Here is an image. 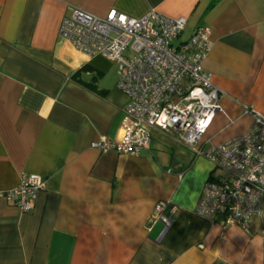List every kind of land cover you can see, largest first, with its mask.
<instances>
[{
    "label": "crops",
    "instance_id": "1",
    "mask_svg": "<svg viewBox=\"0 0 264 264\" xmlns=\"http://www.w3.org/2000/svg\"><path fill=\"white\" fill-rule=\"evenodd\" d=\"M72 8L183 17L180 40L210 29L204 67L222 110L202 152L249 129L245 107L264 114V0H0V193L26 173L46 179L27 212L0 195V264H264V198L250 233L197 215L204 183L222 172L175 129H152L137 155L92 147L122 138L127 99L114 63L59 36ZM158 202L176 210L152 240Z\"/></svg>",
    "mask_w": 264,
    "mask_h": 264
},
{
    "label": "built area",
    "instance_id": "2",
    "mask_svg": "<svg viewBox=\"0 0 264 264\" xmlns=\"http://www.w3.org/2000/svg\"><path fill=\"white\" fill-rule=\"evenodd\" d=\"M183 17L154 10L135 18L117 9L104 17L72 8L61 21L59 36L86 57L101 55L115 64L116 87L126 96L121 120L122 138L101 137L92 147L101 153L137 155L148 146L151 130L173 128L179 142L221 170L208 179L194 212L221 227L251 231V217L261 211L264 198V114L245 107L249 129L210 147L199 148L202 135L221 112L220 89L204 67L210 49V29L197 26L185 40ZM46 179L26 173L19 183L0 193L20 211L31 210ZM166 202L155 205V219L167 220ZM176 210L173 206L167 213Z\"/></svg>",
    "mask_w": 264,
    "mask_h": 264
},
{
    "label": "water",
    "instance_id": "3",
    "mask_svg": "<svg viewBox=\"0 0 264 264\" xmlns=\"http://www.w3.org/2000/svg\"><path fill=\"white\" fill-rule=\"evenodd\" d=\"M174 213L175 211L171 214L166 213L165 217H167V220H163L162 218L157 219L149 232V238L152 240L161 238V236L167 230L170 221L173 219Z\"/></svg>",
    "mask_w": 264,
    "mask_h": 264
},
{
    "label": "trees",
    "instance_id": "4",
    "mask_svg": "<svg viewBox=\"0 0 264 264\" xmlns=\"http://www.w3.org/2000/svg\"><path fill=\"white\" fill-rule=\"evenodd\" d=\"M75 75H72L71 77L74 78Z\"/></svg>",
    "mask_w": 264,
    "mask_h": 264
},
{
    "label": "rangeland",
    "instance_id": "5",
    "mask_svg": "<svg viewBox=\"0 0 264 264\" xmlns=\"http://www.w3.org/2000/svg\"><path fill=\"white\" fill-rule=\"evenodd\" d=\"M169 131V130H168ZM219 172H221V170L219 169Z\"/></svg>",
    "mask_w": 264,
    "mask_h": 264
}]
</instances>
